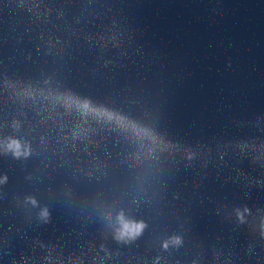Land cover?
Here are the masks:
<instances>
[{
  "label": "water",
  "instance_id": "obj_1",
  "mask_svg": "<svg viewBox=\"0 0 264 264\" xmlns=\"http://www.w3.org/2000/svg\"><path fill=\"white\" fill-rule=\"evenodd\" d=\"M0 264H264V0H0Z\"/></svg>",
  "mask_w": 264,
  "mask_h": 264
},
{
  "label": "clouds",
  "instance_id": "obj_2",
  "mask_svg": "<svg viewBox=\"0 0 264 264\" xmlns=\"http://www.w3.org/2000/svg\"><path fill=\"white\" fill-rule=\"evenodd\" d=\"M124 227H125V228H128L129 226H128V225H125Z\"/></svg>",
  "mask_w": 264,
  "mask_h": 264
}]
</instances>
